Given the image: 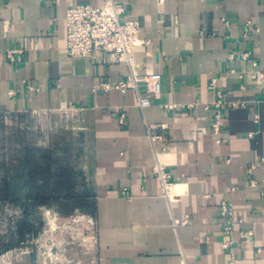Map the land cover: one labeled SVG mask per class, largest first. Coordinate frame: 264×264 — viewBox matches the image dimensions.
<instances>
[{"label":"crops","instance_id":"crops-1","mask_svg":"<svg viewBox=\"0 0 264 264\" xmlns=\"http://www.w3.org/2000/svg\"><path fill=\"white\" fill-rule=\"evenodd\" d=\"M105 1L0 0V116L81 113L98 264H264V80L253 78V62L264 74V0H115L150 42L136 50L140 73L162 76L144 110L136 91L104 89L126 65L67 53V9ZM248 23L258 31L245 37ZM214 80L231 104L218 134Z\"/></svg>","mask_w":264,"mask_h":264},{"label":"rangeland","instance_id":"rangeland-1","mask_svg":"<svg viewBox=\"0 0 264 264\" xmlns=\"http://www.w3.org/2000/svg\"><path fill=\"white\" fill-rule=\"evenodd\" d=\"M82 122L81 113L70 110L0 116V180L21 167L27 147L46 149L60 141L62 154L70 148L73 155L82 153ZM77 162L82 171L81 157ZM83 175L88 188L89 177ZM40 217L42 230L21 239L19 221L23 217L19 204L0 206V251L5 244L12 245L0 252V264H98L92 215L77 210L66 216L56 209L42 208Z\"/></svg>","mask_w":264,"mask_h":264},{"label":"built area","instance_id":"built-area-1","mask_svg":"<svg viewBox=\"0 0 264 264\" xmlns=\"http://www.w3.org/2000/svg\"><path fill=\"white\" fill-rule=\"evenodd\" d=\"M67 45L66 50L70 57L77 59H91L98 64H124L128 68L125 79L115 85H105V90L112 89L121 93L134 90L137 93L138 106L141 109L150 107L154 100L159 98L162 92V76L158 73L142 74L139 71L140 61L137 48L148 45L149 40H143L140 36L141 26L136 20L127 18L125 6L119 5L115 0H106L99 7L89 5L70 6L66 11ZM248 23L245 28V37L255 30ZM247 59L249 54L242 56ZM7 58L12 63L21 62V52L11 51ZM235 55H230L229 60H235ZM255 74L254 79L264 80V74L257 72V63L253 62ZM234 72V70H232ZM216 80L210 84V89L216 93L213 103L215 110L213 129L218 134L221 130L222 121L226 110L231 105L226 98L225 92L215 88ZM141 87L145 88L146 95H142ZM176 106H163L166 110L174 109ZM48 113V112H45ZM126 115L121 114L120 122H125ZM154 141V137L150 136ZM254 167V166H253ZM162 186L168 192L171 185V177L158 171ZM255 185V182H252ZM221 214L225 218L224 232L230 236L234 230L235 212L232 204L223 202ZM186 223V222H185ZM246 236H253L248 231ZM229 244H224L227 248ZM235 261L231 257V264Z\"/></svg>","mask_w":264,"mask_h":264},{"label":"trees","instance_id":"trees-1","mask_svg":"<svg viewBox=\"0 0 264 264\" xmlns=\"http://www.w3.org/2000/svg\"><path fill=\"white\" fill-rule=\"evenodd\" d=\"M62 150L60 141L46 149L27 147L21 167L0 180V206L17 203L22 211L21 239L42 230V208L56 209L66 216L79 210L95 218L96 198L88 190L77 162L82 153L73 155L70 148L62 154ZM11 247L5 244L1 251Z\"/></svg>","mask_w":264,"mask_h":264}]
</instances>
